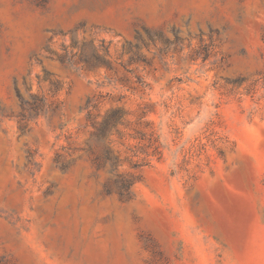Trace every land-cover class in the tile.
<instances>
[{"label":"rangeland","instance_id":"1","mask_svg":"<svg viewBox=\"0 0 264 264\" xmlns=\"http://www.w3.org/2000/svg\"><path fill=\"white\" fill-rule=\"evenodd\" d=\"M0 264H264V0H0Z\"/></svg>","mask_w":264,"mask_h":264},{"label":"trees","instance_id":"2","mask_svg":"<svg viewBox=\"0 0 264 264\" xmlns=\"http://www.w3.org/2000/svg\"><path fill=\"white\" fill-rule=\"evenodd\" d=\"M18 95H19V97L22 99V96H21V93L18 91ZM39 108V110H41L40 109V107H38ZM90 116V115H89ZM120 111H116L115 113H114V115L111 117V119H114V120H119V118H120ZM107 125L109 124V120L107 121V123H106ZM104 130L105 129H102L101 130V133H103L104 132Z\"/></svg>","mask_w":264,"mask_h":264}]
</instances>
